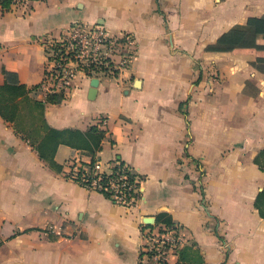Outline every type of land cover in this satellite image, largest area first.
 <instances>
[{
  "label": "crops",
  "instance_id": "1",
  "mask_svg": "<svg viewBox=\"0 0 264 264\" xmlns=\"http://www.w3.org/2000/svg\"><path fill=\"white\" fill-rule=\"evenodd\" d=\"M263 18L264 0L0 7V264H139L142 227L157 219L188 239L171 264H264V21L255 47L206 50ZM77 21L132 34L137 55L98 78L93 99L80 77L50 103L36 88L43 42ZM93 127L104 165L119 159L143 176L137 206L65 178Z\"/></svg>",
  "mask_w": 264,
  "mask_h": 264
},
{
  "label": "built area",
  "instance_id": "2",
  "mask_svg": "<svg viewBox=\"0 0 264 264\" xmlns=\"http://www.w3.org/2000/svg\"><path fill=\"white\" fill-rule=\"evenodd\" d=\"M26 1L13 0L12 7ZM43 45L46 62L40 89L47 96L58 94L64 98L80 77L87 80L115 77L131 65L137 55V42L132 34L111 35L102 25L81 21L72 23L60 38L45 40ZM99 124L105 126L107 120L102 118ZM83 156L65 163L66 179L103 194L114 204L129 208L139 204L143 178L132 166L119 159L104 165L97 157L94 165L89 166L91 157L86 156L87 161ZM142 237L139 264H171L188 243L182 226L175 223L170 226L145 224Z\"/></svg>",
  "mask_w": 264,
  "mask_h": 264
},
{
  "label": "trees",
  "instance_id": "3",
  "mask_svg": "<svg viewBox=\"0 0 264 264\" xmlns=\"http://www.w3.org/2000/svg\"><path fill=\"white\" fill-rule=\"evenodd\" d=\"M12 3L13 0H0L1 10L3 12L10 10L12 7ZM262 21H264V18L260 20H250L246 26L235 27L231 32L224 34L215 45L208 46L206 50L210 52H230L238 48L255 47L256 35L258 33V29L260 28ZM38 87L40 88V85L36 88L38 89ZM63 99L64 97L58 94H53L49 96L50 103H57ZM82 136L85 139H92L90 138V136L95 137L94 139H92L94 142L90 140L92 144L90 142H88V144L86 143L88 149H78V151H80L83 155L91 157V163L89 164V166H93L96 161V157L97 159L99 158L98 153L100 151V142L104 137V133L99 130L98 127H93L91 128L89 134H82ZM122 163L124 164V162ZM141 177L143 178V176ZM261 196L262 194L259 195V198L257 199L256 207L259 208L261 215H264V212L260 209V203L258 201ZM172 224L173 222H168L161 219H157L156 222V225L170 226ZM182 249L179 251V253L182 251Z\"/></svg>",
  "mask_w": 264,
  "mask_h": 264
},
{
  "label": "water",
  "instance_id": "4",
  "mask_svg": "<svg viewBox=\"0 0 264 264\" xmlns=\"http://www.w3.org/2000/svg\"><path fill=\"white\" fill-rule=\"evenodd\" d=\"M97 86H98V80L97 79H93L91 80V90L89 92V98L90 99H93L95 94H96V89H97ZM155 222H152V223H145L146 225L150 226V225H153Z\"/></svg>",
  "mask_w": 264,
  "mask_h": 264
}]
</instances>
